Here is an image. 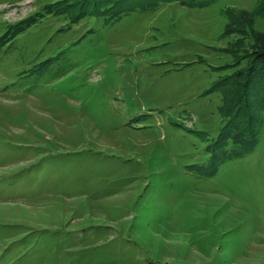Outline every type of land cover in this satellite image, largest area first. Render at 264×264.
<instances>
[{
	"label": "rangeland",
	"instance_id": "rangeland-1",
	"mask_svg": "<svg viewBox=\"0 0 264 264\" xmlns=\"http://www.w3.org/2000/svg\"><path fill=\"white\" fill-rule=\"evenodd\" d=\"M190 1L0 0V264H264V0Z\"/></svg>",
	"mask_w": 264,
	"mask_h": 264
},
{
	"label": "trees",
	"instance_id": "trees-1",
	"mask_svg": "<svg viewBox=\"0 0 264 264\" xmlns=\"http://www.w3.org/2000/svg\"><path fill=\"white\" fill-rule=\"evenodd\" d=\"M121 1V0H116ZM169 1H178V0H139L138 7L146 8L148 6H151L157 2H169ZM181 4L187 3L189 5L192 4V1L190 0H181ZM133 5V6H135ZM131 6V7H133ZM126 7L121 10H118L113 13V16L115 15H121L123 12L126 11V9L131 8ZM137 8V7H136ZM264 54V53H263ZM254 56H251L248 59V65L246 70H244V80L242 87L238 90H226L225 88L221 87L220 91L222 92V103L220 104V112L224 117H226V120L220 127L218 131V135L220 139H231L235 141L236 143L239 142H245V139L252 140L253 137L256 134V125L259 121L258 113H256L254 110L251 111V108L257 107V110L264 109V61L259 62L256 66L255 72L253 73V77H249V71L250 66L254 63ZM231 75V74H229ZM227 75V76H229ZM225 75L218 78L216 81H218L217 84L220 83L223 79H229V77H226ZM213 83V85L215 84ZM226 84V82H224ZM236 91L238 94L236 95ZM235 97V98H234ZM242 99V103L246 106L245 110L239 111L234 110V107L230 105V101L232 99L237 100ZM229 102V103H227ZM249 106H252L249 108ZM246 114V117H245Z\"/></svg>",
	"mask_w": 264,
	"mask_h": 264
}]
</instances>
